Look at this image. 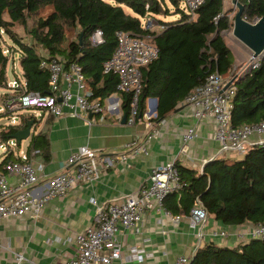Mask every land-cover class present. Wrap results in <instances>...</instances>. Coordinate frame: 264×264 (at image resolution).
Wrapping results in <instances>:
<instances>
[{"label":"trees","instance_id":"trees-1","mask_svg":"<svg viewBox=\"0 0 264 264\" xmlns=\"http://www.w3.org/2000/svg\"><path fill=\"white\" fill-rule=\"evenodd\" d=\"M168 1L180 9L181 0H0V87L8 81L9 52L19 51L26 83L16 92H47L50 72L41 66L45 51L49 56L62 55L67 63L78 61L92 96L104 99L117 90L119 75L104 72L103 63L117 46V31L124 29L159 47L158 58L142 66L144 86L139 113L146 110L148 96H157V116L153 120L160 119L218 69L226 78L235 76L233 125L264 120V55L258 65L237 74L235 55L223 35L233 26L229 16L232 8H225L224 0H206L194 16L183 11L179 18L158 17L171 14ZM240 1L245 4L243 15L248 20L264 15V0ZM145 18H152L155 23L148 25ZM17 24L24 27L32 41L19 36L13 29ZM97 28L103 30L105 37L100 44H94L91 38ZM5 35L11 38L12 49L4 47ZM132 93L120 92L128 113ZM32 117L22 114L19 124L0 132L2 138L8 140L12 133L25 128ZM31 148H39L48 159V136L42 132L33 134ZM20 159L11 151L0 168L9 160ZM176 165L183 187L168 194L164 202L173 213L188 214L200 196L210 215L225 224L264 221V142L252 145L242 157L213 158L200 173L181 163ZM188 264H264V239L250 238L235 246L205 241Z\"/></svg>","mask_w":264,"mask_h":264},{"label":"built area","instance_id":"built-area-1","mask_svg":"<svg viewBox=\"0 0 264 264\" xmlns=\"http://www.w3.org/2000/svg\"><path fill=\"white\" fill-rule=\"evenodd\" d=\"M183 1L187 12L194 16L197 8L206 0ZM215 19H218V16ZM147 22L150 25L155 20L149 18ZM91 38L94 44L102 43L105 40L103 30L95 29ZM42 55L41 66L50 72L49 90L47 92L39 90L16 92L18 87L26 83L24 79L8 80L4 83L3 87L10 86L16 93L8 94L0 99V103H3L0 110L10 114L12 121L2 126L0 132L7 131L9 125L19 124L22 111L29 109L34 111L44 109L56 117L71 114L84 119L88 124L95 123L97 114L105 109L119 108L120 101L116 98L117 93L122 91L133 92L127 116L129 123L136 122L139 119L138 116L150 123L157 116V111L152 110L153 106L150 103L143 113H139L140 96L144 86L142 66L159 56L158 45L147 38L134 35L124 29L117 31V46L113 55L104 61L103 70L106 73H117L119 80L117 90L104 99L92 96L93 92L87 86L83 66L78 61L67 63L62 55L49 56L45 51ZM260 58H256L252 66L258 65ZM230 79L215 69L185 96L183 102L191 107L193 116L197 120L210 116L214 118L215 135L220 144V151H234L245 155L252 145L264 142V120L233 125V96L236 85L233 81L227 86ZM255 134L256 139L253 138ZM197 135L196 126L188 127L183 132L184 146ZM149 137L129 143L131 154L148 155L150 149L147 138ZM0 139H3L1 134ZM9 140L10 138L6 140L8 145L5 150L13 147L8 143ZM129 155L126 152L119 156L101 153L88 144H82L70 154L68 158L70 167L47 179L46 190L40 196L35 195L34 188L40 180L43 164H35L26 153H23L21 160H9L5 164V169L0 171V220L7 216L23 215L31 211L35 205L41 206L56 196L66 195L76 185L89 184L97 180L105 169L114 164L116 157L126 160ZM11 174L20 176L19 184L10 182ZM182 187L179 169L176 161L172 160L153 166L148 182L143 184L137 192L125 195L120 202L100 201L95 196L92 197L91 201L96 206V222L76 234L74 239L78 245L77 250L67 258L64 264H113L115 260L122 258L143 261L146 255L143 246H129L127 255L123 254L124 243L120 233L123 229L130 232L139 231V225L148 209L158 210L171 216L173 220L179 221L183 214H174L165 207L164 202L168 194L174 191L179 192ZM187 215L200 239H204L207 235L227 237L233 234L227 229L205 231L204 224L208 221L210 212L200 196L196 198L195 204ZM238 233L249 239H264V221L253 223L247 231L243 229ZM13 253L14 258L10 264L32 261L23 251L13 250ZM189 261V256L180 255L176 264H188Z\"/></svg>","mask_w":264,"mask_h":264},{"label":"crops","instance_id":"crops-1","mask_svg":"<svg viewBox=\"0 0 264 264\" xmlns=\"http://www.w3.org/2000/svg\"><path fill=\"white\" fill-rule=\"evenodd\" d=\"M229 1L235 3L234 0H224L225 8H231L227 4ZM229 46L235 55L230 43ZM153 98L158 100L157 96L147 97L146 109L149 103L154 105ZM116 100L120 101L119 108L105 109L97 114V120L92 124L71 114L56 117L44 109L22 111V114L33 116L31 135L21 142L17 141V148L4 150L0 155V163L11 151L21 159L23 153H26L35 164L42 163L40 180L34 188L36 196L46 190L45 183L50 176L70 167V154L82 144H88L101 153L119 156L126 152L130 155L126 160L116 157L114 164L89 184L76 185L66 195L56 196L41 206L35 205L23 215L2 218L0 264H10L13 261V250L23 251L32 260L23 264H64L77 250L78 245L74 239L76 234L96 222V206L91 198L95 196L100 201H122L125 195L137 192L148 182L151 169L157 164L175 160L176 163L200 173L208 161L218 156H244L234 151H220L214 118L210 116L197 120L191 107L183 101L158 120L148 123L138 119L129 123L123 121L126 111L120 92L117 93ZM190 126L197 127L198 135L184 146L183 132ZM39 132L45 133L49 138L48 159L39 148L29 149L31 136ZM153 133L155 134L149 137ZM145 137H149L147 141L150 153L131 154L128 144L142 141ZM253 138L256 139L257 135H253ZM24 142L27 145L23 148ZM4 169L5 167L0 168V171ZM9 180L13 184H19L20 176L11 174ZM252 224L253 222L225 224L210 215L204 224L206 232L227 229L233 234L227 237L207 235L200 239L187 214L175 221L163 212L148 209L139 225V231L123 229L120 233L124 243L123 254L127 255L129 246L140 245L145 248V259L139 261L122 258L115 260L113 264H176L180 255H187L191 259L199 245L205 241L230 246L248 241L249 238L237 232L243 229L247 231Z\"/></svg>","mask_w":264,"mask_h":264},{"label":"rangeland","instance_id":"rangeland-1","mask_svg":"<svg viewBox=\"0 0 264 264\" xmlns=\"http://www.w3.org/2000/svg\"><path fill=\"white\" fill-rule=\"evenodd\" d=\"M170 9H171V14L170 15H158L160 18H167V19H172V18H179L183 11H188L185 9V3L183 0L180 2V9L177 10L176 7L168 1ZM232 8V12L229 13V16L233 18L234 22V17L235 13L238 10V6L235 3H232V1L227 2ZM227 5V6H229ZM230 8V7H229ZM178 11V12H176ZM6 17L8 18V15L6 14ZM144 22H147V18L144 19ZM32 23V20H30V24ZM155 23V22H154ZM155 28H158L157 26ZM15 31L18 32L19 36H23L24 40L26 41H32V37L25 31L24 27L20 24H17L13 27ZM224 37L229 45V43L232 45V48L235 50V71H237V74H240L244 72L248 67L252 66L254 64L256 58H260L264 54H261L259 57L255 56L253 57V51L250 49L244 42H242L238 37L235 36L233 33V26L229 30H224ZM6 41L4 43V47L6 50H8L9 45L12 44L11 38H9L8 35H5ZM12 49V46L10 47ZM10 53V60L8 63V80L13 81L15 79H23V73H22V66L20 64V52L15 51L14 53L11 51ZM0 99H3L5 96L15 94V90L12 89L10 86L9 87H3L0 88ZM3 106V103H0V108ZM11 116L8 113H4L0 110V128L8 123H11ZM13 141V142H12ZM16 139L10 138L9 144L15 148H17V143ZM0 155L2 152L5 150L7 147V142L6 140L0 139ZM27 144L24 142L23 143V148ZM232 154H235L232 152Z\"/></svg>","mask_w":264,"mask_h":264},{"label":"water","instance_id":"water-1","mask_svg":"<svg viewBox=\"0 0 264 264\" xmlns=\"http://www.w3.org/2000/svg\"><path fill=\"white\" fill-rule=\"evenodd\" d=\"M238 6V10L235 13L233 22V33L242 42H244L253 51V56H260L264 54V15L256 18L254 21L248 20L244 15L245 4L240 0H234ZM235 76L227 82V86L233 82ZM154 105L152 110H156L158 106L157 98H153ZM128 113L123 116V121H127ZM34 120L30 119L28 125L25 128L19 129L10 135V138H14L21 142L23 139L28 138L31 135V128Z\"/></svg>","mask_w":264,"mask_h":264}]
</instances>
